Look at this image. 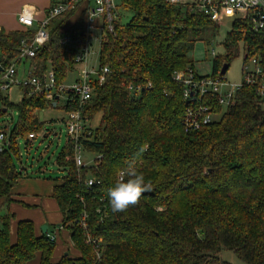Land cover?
Listing matches in <instances>:
<instances>
[{"label": "trees", "instance_id": "trees-1", "mask_svg": "<svg viewBox=\"0 0 264 264\" xmlns=\"http://www.w3.org/2000/svg\"><path fill=\"white\" fill-rule=\"evenodd\" d=\"M118 6L130 16L121 23L114 14L112 31L103 24L98 66L108 67L109 73L102 84H93V96L81 109L85 129L81 144L93 159L77 168L67 139L56 159L65 175L47 179L54 183L52 197L61 213L60 223L50 232L48 227L37 234L33 221L19 220L11 241L13 215L0 212V264H27L35 257L38 264H232L219 255L222 250L232 251L244 264H264L260 77L254 84L243 83L230 105L215 106L216 121L185 131L186 103L173 74L195 68L194 45L209 43L218 33V23L189 3L120 0ZM35 30L0 32L2 64L16 60L17 66L26 65L41 80L52 70L55 84L64 83L75 71L74 57L80 53L75 39L84 38L82 12L72 9L50 19L48 41L33 57L17 59L21 39ZM64 35L73 42L61 44ZM222 45L223 55L212 60V76L223 64L228 69L240 47L244 63L256 59L264 74V33L252 29L248 20L232 19ZM20 89L21 101H6L0 109V115L8 109L19 114L0 151V198L6 204L12 201L18 180L29 177L19 167V142L30 146L41 128L35 111L52 107L44 93L30 95L28 87ZM63 108L69 110L67 104ZM30 133L35 136L30 138ZM129 164L143 173L151 191L138 205L113 213L107 189ZM87 179L95 183L88 187ZM58 240L68 247L53 261Z\"/></svg>", "mask_w": 264, "mask_h": 264}, {"label": "built area", "instance_id": "built-area-1", "mask_svg": "<svg viewBox=\"0 0 264 264\" xmlns=\"http://www.w3.org/2000/svg\"><path fill=\"white\" fill-rule=\"evenodd\" d=\"M167 1L173 4L188 3L179 0ZM189 4H193V7L197 10L207 13L217 23L223 17L233 19L241 17L250 22L252 29L264 33V0H194ZM115 8L114 0H55L46 9L44 17L39 21H36L34 13L27 7L22 8L19 12L17 20L25 29L36 28L32 36L21 39L17 57L19 60L33 57L48 41L47 24L50 19L72 9L82 12L84 38L82 41L79 37L75 39L76 43H80L81 49L80 53L74 57L75 67L79 66V68L77 67V77L72 83L64 82L56 85L52 70H48L41 80L33 76L29 68L24 70L28 76L27 79L18 81L16 60H11L3 65L0 58V90H7L13 85L28 87L30 95L44 93L45 99L52 102V104L55 102V106L60 97L65 96L64 104L69 106V110L66 111L64 124L67 139L72 142L73 159L77 168L85 165L83 160L84 151L81 144V138H85V129L81 109L93 96V84H102L106 74L109 73V71H105L106 68L109 70L106 66L99 67L97 64L96 67H93L89 64L90 46L92 45L91 36L94 30H99L101 34L103 24L109 31H112L113 10ZM98 41L100 43V37ZM71 42L73 40L69 35H64L61 38V44L63 45H68ZM248 63L252 64V69L248 67ZM224 75L220 73L216 76H212L210 73L199 75L195 68H188L185 71H177L173 74V80L182 87V99L186 103L182 117V125L185 131L197 130L216 121L217 119H214V117L219 116V114L215 112V106L226 107L230 105L234 100L235 92L241 85L243 83L254 84L258 76L260 77L258 94L264 97V74L256 59H251L245 63L243 79L240 84H230ZM129 88L131 89V87ZM134 89L138 91L139 87ZM55 96H58L57 100H55ZM89 133L86 132L87 135ZM8 136L9 127L5 124L0 129V151L7 145ZM28 136L33 138L35 135L30 133ZM94 183L93 179H87L85 182L88 187ZM82 226H84V223H82ZM47 236L54 239V235L51 233H47ZM89 240L88 238L87 241Z\"/></svg>", "mask_w": 264, "mask_h": 264}, {"label": "rangeland", "instance_id": "rangeland-1", "mask_svg": "<svg viewBox=\"0 0 264 264\" xmlns=\"http://www.w3.org/2000/svg\"><path fill=\"white\" fill-rule=\"evenodd\" d=\"M179 1L190 3L194 0ZM114 3L117 9L115 8L113 10V13L120 16L121 23H125L128 20L130 13L123 10L122 7L118 6L120 5V0H114ZM232 19L233 18L231 17L221 18L218 22L217 35L214 38L210 39L209 43L199 41L194 45L191 56L194 60L195 70L199 75L210 73L213 58L223 55L224 49L222 43L225 40L227 33L231 29ZM205 36H207V34ZM91 37L92 45L90 46L91 54L89 56V64L90 66L96 67L98 64V53L100 49V43L98 41V38L100 37L99 30H94ZM243 58L244 52L242 50V47H240L239 55L230 62L229 67L224 75V77L230 84H240L242 82L243 68L245 66ZM77 67L79 68V66H76L75 71L68 74L67 80L65 81L66 83H72L77 77ZM248 67L250 69L253 68L252 64L250 63H248ZM25 68L26 65L17 66L18 81L27 79L28 76L24 72ZM21 99L22 90L20 89V87H18V85H13L7 90H0V109L6 101L13 104H18ZM64 102L65 96L62 95L57 102V107L52 106L45 109L36 110L35 116L37 117L38 122L41 123L40 130L36 133L35 138L27 148H25L24 141L22 139L19 142L22 162V165H20L19 167H23L25 169L27 175L29 176L28 178H30L31 180L46 182L49 177L60 179L65 175V172L59 170L56 164V159L58 158L59 153L67 145V134L64 124V121L66 119V111L63 108ZM218 118L219 116L214 117V119ZM18 119V111L16 109H8L4 115H0V129L5 124L10 129L11 125L17 123ZM98 119L99 117L94 120L95 124L97 123ZM46 132H50L51 134L48 137H44L43 135ZM90 159H93V157L89 155L87 156V154H83V160L85 163L90 162ZM54 213L57 214L55 210ZM47 225L49 227V231L54 228L52 223H49ZM58 243L61 244L62 241L58 240ZM69 245L71 246V243ZM219 255L224 260L232 264H244L236 257V255L232 251L222 250Z\"/></svg>", "mask_w": 264, "mask_h": 264}, {"label": "crops", "instance_id": "crops-1", "mask_svg": "<svg viewBox=\"0 0 264 264\" xmlns=\"http://www.w3.org/2000/svg\"><path fill=\"white\" fill-rule=\"evenodd\" d=\"M50 5L51 0H0V32L25 30L17 20V16L23 6V8L31 9L36 21H39L44 17L46 9ZM53 185L54 183L51 180L40 182L23 177L12 188L11 202L6 204L4 198H0V212L7 211L13 215L10 223L11 241L15 240L16 223L19 220L33 221L37 234L40 233V228L44 224L52 223V225H57L60 223L61 213L52 197ZM54 210L57 214L54 213ZM62 234L64 243H68L67 232L63 231ZM66 246L65 244L57 243L53 261L58 260L61 254L65 253ZM27 264H38V257L27 262Z\"/></svg>", "mask_w": 264, "mask_h": 264}, {"label": "clouds", "instance_id": "clouds-1", "mask_svg": "<svg viewBox=\"0 0 264 264\" xmlns=\"http://www.w3.org/2000/svg\"><path fill=\"white\" fill-rule=\"evenodd\" d=\"M106 72L109 70L106 68ZM127 177V179H125ZM151 191V184L147 182L142 172H138L134 165L129 164L125 171L120 172L115 185L107 189V198L113 213H123L138 205L142 195Z\"/></svg>", "mask_w": 264, "mask_h": 264}, {"label": "water", "instance_id": "water-1", "mask_svg": "<svg viewBox=\"0 0 264 264\" xmlns=\"http://www.w3.org/2000/svg\"><path fill=\"white\" fill-rule=\"evenodd\" d=\"M0 69H1V68H0ZM226 69H227V64H223V65L221 66V68H220L219 73L222 74V75H224V74L226 73ZM57 99H58V96H55V100H57ZM52 105L55 106V102H53ZM5 111H6V109L3 108V112H5ZM50 134H51L50 132H46L43 136H44V137H48ZM40 229H41V232H42V233H45V232L47 231V226L44 224V225L41 226Z\"/></svg>", "mask_w": 264, "mask_h": 264}]
</instances>
